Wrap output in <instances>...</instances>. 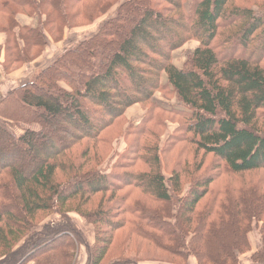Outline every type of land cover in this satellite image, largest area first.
<instances>
[{"label": "trees", "instance_id": "16d2710c", "mask_svg": "<svg viewBox=\"0 0 264 264\" xmlns=\"http://www.w3.org/2000/svg\"><path fill=\"white\" fill-rule=\"evenodd\" d=\"M187 1L0 0L5 75L118 4L0 99L1 120L37 125L21 135L0 125V263L36 238L14 264H77L79 216L94 229L86 264L114 247L107 264H264V182L237 181L264 170V9L192 0L186 11ZM190 40L199 45L179 67L173 52ZM133 107L145 112L130 124ZM217 159L232 177L219 187Z\"/></svg>", "mask_w": 264, "mask_h": 264}, {"label": "rangeland", "instance_id": "374dc122", "mask_svg": "<svg viewBox=\"0 0 264 264\" xmlns=\"http://www.w3.org/2000/svg\"><path fill=\"white\" fill-rule=\"evenodd\" d=\"M191 1L192 0H188L187 3L185 4V9L186 11L190 8L191 5ZM255 3H258L255 5ZM236 5L238 6H248V7H252L251 9L254 11V13L259 12L260 10L264 9V0H236ZM117 6L118 4L114 5L107 13L106 15L101 16L99 19H97L94 23L90 24V25H84V26H80V27H76L73 28L71 30H67L66 34H65V38L63 39V41H59V42H55L54 44H50L48 47H46L44 49L45 51V57H43V59L41 61H38L37 63L32 64V66H29L27 64L21 66L20 68L16 69L14 72H12V75H3L2 74V70L0 69V99L1 97H3L8 91L12 90L13 88H16L17 86L21 85V84H25L27 81H30L35 75L36 73L41 70L42 68H44L50 61H52L56 56H58L59 54H61L63 51L67 50L69 46H71V44L76 43L77 41H80L81 39H83L84 37H86L87 35L95 32L96 30H98V28L100 27V25L108 18L114 16L115 12H117ZM225 22V21H224ZM227 22H225L226 24ZM236 23L233 25L235 26ZM232 27V26H231ZM222 30L224 31L225 29L222 27ZM234 36L231 35V37L229 38V40H233ZM1 43V41H0ZM199 45V42L196 40H190L188 42L185 43L184 46H182L181 48L175 50L173 52V61L174 63L181 67L184 62H186L188 60V58L192 55V53L194 52L195 48ZM167 77L166 75H163L161 77V80L166 81ZM155 99L157 102H159L160 104L168 107L170 105H174L176 104V99H172L171 101H169V99L167 100L161 93H157L155 96ZM145 112V109L143 107H133L129 110L128 112V118H129V123H136L140 120V118L143 116ZM0 125H2L3 127H5L7 130L17 134V135H21L23 134V132L25 131V129L27 128H37L36 124H26V123H21V122H9V121H3L0 119ZM175 127V124L173 123H168V130L166 132H164L162 135L161 140L166 139L167 135L171 133L172 129ZM68 130V128H67ZM60 135H65L66 132L65 131H61L59 132ZM9 145H7L6 143L3 144V147L5 148H9ZM12 148V147H10ZM192 158V156L190 157ZM208 161L205 165V167H207V165L213 161L215 158L213 156H208ZM217 165V168H216ZM210 175L215 176V175H219L220 177H222V180L219 181L217 184L215 182V186L219 187L222 186V183L224 181H226V179L228 181H230L232 179V177H229V170L227 167H224V164H221L220 159L215 160L214 165H213V169L211 170V172H209ZM217 177V176H216ZM243 179L241 180H237L240 183H242L243 181H249V179L255 180L257 182L263 181L264 182V170H258V171H253V172H247L246 174H244L243 176H241ZM247 178V179H245ZM45 216L42 215L40 220H42ZM55 217V216H53ZM52 217V218H53ZM76 225L78 226V228L81 231V235H82V242L80 247L77 250V264H86L87 262V257H88V246L90 244H92L94 242V229L93 226L88 224L84 219L80 218L79 216H73ZM46 220L44 221V223H47ZM262 223L259 224V227L257 224L253 225V229L249 232L248 237H249V241L250 244L252 243V247L255 248H260L262 246V242H261V232H260V225ZM52 228H55L54 226H52ZM47 231H50V229H47ZM46 236H48V233L46 232V234H44ZM43 235V237H44ZM126 237H124L125 239ZM121 239V238H120ZM124 239H122V241H124ZM29 240V239H28ZM43 239L37 240L36 238H33L29 241H25L23 243H21L16 250V254L15 259L8 257L5 258V260L3 262H1L0 264H14L13 261L14 260H20V259H24V257H26V254L29 253L30 251H32V248L34 247V245H36L38 242H41ZM121 241V240H120ZM88 245V246H87ZM128 245H125L124 247H126ZM130 248H133V246H130ZM253 248H251V251H255L253 250ZM258 248V249H259ZM122 248L118 247V248H113L112 251L109 252V255L107 256L106 260L104 261L103 264H107L110 263L111 261H114V259L117 258V256H119V253L121 251ZM257 250V249H256ZM29 255L27 254V257ZM27 259V258H26ZM248 262H250V264H253L252 261L250 260L249 255L248 256H241V264H249ZM28 264H33L32 262L28 263ZM142 264H157V263H142ZM188 264H198L197 260L194 257L189 258V262Z\"/></svg>", "mask_w": 264, "mask_h": 264}, {"label": "crops", "instance_id": "0c3cea01", "mask_svg": "<svg viewBox=\"0 0 264 264\" xmlns=\"http://www.w3.org/2000/svg\"><path fill=\"white\" fill-rule=\"evenodd\" d=\"M4 40V37H3V35H1L0 34V41L2 42ZM55 42H51L50 44H54ZM49 44V45H50ZM48 45V46H49ZM47 46V47H48ZM43 57H45V51L42 53V55L40 56V57H38L36 60H34L33 62H31V63H29V64H27V65H29V66H32V64H34V63H37L38 61H41L42 59H43ZM2 74L4 75V73L2 72ZM12 75V74H11ZM8 76V75H7ZM10 76V75H9ZM2 98V97H1ZM251 246H252V243H251ZM253 248V247H252ZM259 248V247H258ZM258 248H253V250H256V249H258ZM245 256H248V255H245ZM87 260V259H86ZM249 264H250V262H248Z\"/></svg>", "mask_w": 264, "mask_h": 264}]
</instances>
